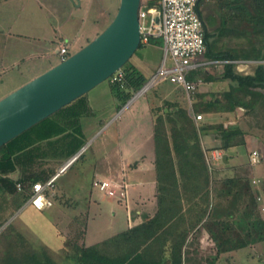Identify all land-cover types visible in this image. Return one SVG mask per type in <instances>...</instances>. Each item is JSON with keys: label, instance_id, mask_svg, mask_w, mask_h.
I'll return each mask as SVG.
<instances>
[{"label": "trees", "instance_id": "obj_1", "mask_svg": "<svg viewBox=\"0 0 264 264\" xmlns=\"http://www.w3.org/2000/svg\"><path fill=\"white\" fill-rule=\"evenodd\" d=\"M149 3L151 6L157 2ZM202 3L211 5L212 10L201 8ZM196 10L204 25L203 57L222 62L220 78L229 80V85L206 97L195 93V108L223 114L241 108L242 117L255 116L261 108L264 119V0H199ZM158 40L161 38L150 37L148 43ZM143 45L140 43L138 48ZM238 61L256 64L251 73L243 74L235 70ZM128 62L115 72L121 73L119 78L112 80L114 73L107 79L122 105L145 81ZM202 73L206 81L215 80L214 75ZM187 79L196 81L191 74ZM82 98L79 96L0 146V227L28 200L32 185L40 181V172L33 170L34 162L40 161L41 143L62 132L55 122L57 115L67 107L64 120H78ZM167 106L169 111L153 117L152 125L155 213L89 246L71 244L72 254L64 256L69 264H184L189 236L199 226L208 233L218 254L264 241V218L250 180L236 174L214 184L215 171L206 161L199 135V130L214 129L220 140L217 149L222 150L244 144L246 131L222 123L199 126L179 102H168ZM257 125L264 131V122ZM7 228L0 230V264H44L26 251L29 245L19 232Z\"/></svg>", "mask_w": 264, "mask_h": 264}, {"label": "rangeland", "instance_id": "obj_2", "mask_svg": "<svg viewBox=\"0 0 264 264\" xmlns=\"http://www.w3.org/2000/svg\"><path fill=\"white\" fill-rule=\"evenodd\" d=\"M143 1L145 0H141L140 5L142 9ZM148 1L157 2L158 0ZM118 6L119 0H0V99L29 81L31 77L34 78L50 66L59 63L61 59L56 50L62 43L69 49V54H72L93 40L111 22ZM202 7L209 12L212 10V6L206 3L204 5L202 3ZM163 54V40L161 39L138 48L128 64L138 69L146 84L157 74L162 64ZM255 64L252 61L247 63L238 61L235 70L243 74L251 73ZM166 67H171L169 57ZM207 70L209 74L215 76V79H219L223 65L210 64ZM202 71L201 68L191 69L189 75L203 79ZM203 82L197 81V89L213 88L214 92H220L219 88L226 90L229 85L227 79L215 85ZM195 100L194 95L190 102L181 86L171 82L167 76L156 80L145 92L125 106L127 101L122 105L113 93L108 80L101 82L83 94L81 103H79L82 113L78 120H73L71 123L64 120L67 107L59 112L55 122L62 127V132L41 143L40 161L39 163L34 162L33 170L40 172L38 175L41 183L53 181V189H47L45 192L47 198H50L53 192L55 195L51 197V200L61 199L62 196L68 205L73 203L82 208L86 206L89 194H92L93 198L101 202L100 206L108 209V214L112 208L116 210L117 216L110 221L104 216L101 218L96 212L97 214H92L95 219L88 221V227L85 219L70 221L66 226L67 228L68 225L70 226V233L64 237L63 242L61 236L57 237L53 233L46 234L47 229H42L43 226H40L42 225L41 214H46L48 211H37L27 204V200L10 214L0 230L4 228V225H8L7 229L15 228L14 230L19 231L27 244L31 246L29 253L36 255L42 261H45L43 253L39 252L43 246L42 243L43 241L51 242L49 245L54 249V253L46 254L53 257L55 261H59V258L62 260L64 256L72 254L71 244L76 242L79 244L82 238L86 243L92 244L124 229L125 201L112 200L107 196L100 200V197L104 196L103 193L92 185L93 172L101 167L103 152H108L116 162L118 145L121 144L124 157L131 158L133 164H138L139 158H149L151 141L148 135L147 138L137 137L131 145L129 139L135 124L132 125L128 134L123 135L119 131L121 120H149L147 106L151 107L152 119L159 113L164 115L169 111L168 102H179L180 107L188 110L190 114L191 112L201 114L202 119L196 122L199 126L207 123L216 127L219 123L223 124L226 120L232 119H228L221 112L200 111V108H195ZM159 107L160 110H157ZM259 109L255 116L250 115L244 118L242 109L234 110L235 114H240L239 116L244 119L239 120L238 126L246 131L245 142L232 152L231 166L224 165L223 160L211 161L210 165L215 171L214 184L219 185L223 178L238 174L250 180L252 189L261 186L259 181L253 178L264 175L263 145L260 162L255 165L249 163L250 152L260 146L257 141L264 144L263 128L257 125L260 121L261 124L264 122L262 109ZM209 129L199 130L202 147L208 153L210 147H206V136L211 135L212 137L216 134L214 129ZM214 144H217V141H214ZM127 149L130 152L129 155H127ZM226 153L229 155L228 152ZM47 176L48 179H46ZM148 176L153 177V172L147 173L145 177ZM50 215L56 218L54 214ZM67 231H65L66 234ZM189 237L184 252L185 264H264V244L218 254L214 243L202 227L199 226ZM32 248H35L34 252L31 251ZM60 263L69 264L70 262L64 257Z\"/></svg>", "mask_w": 264, "mask_h": 264}, {"label": "water", "instance_id": "obj_3", "mask_svg": "<svg viewBox=\"0 0 264 264\" xmlns=\"http://www.w3.org/2000/svg\"><path fill=\"white\" fill-rule=\"evenodd\" d=\"M140 3L119 0L113 19L93 40L0 99V146L110 78L131 58L140 45Z\"/></svg>", "mask_w": 264, "mask_h": 264}, {"label": "crops", "instance_id": "obj_4", "mask_svg": "<svg viewBox=\"0 0 264 264\" xmlns=\"http://www.w3.org/2000/svg\"><path fill=\"white\" fill-rule=\"evenodd\" d=\"M63 44V43H62ZM58 50V49H57ZM56 50V52H57ZM69 50V49H68ZM200 63H204L206 62V64H202V65H197V68H201L203 71L202 72H207V74H209V70H207V68L211 65H213L212 63H214L213 61H206L205 58H201ZM215 65H222V62L217 61V63H214ZM51 67V66H50ZM49 68V67H48ZM193 68V69H195ZM189 74V73H188ZM201 75H204L203 73ZM37 76V75H36ZM35 77V76H34ZM33 77H31L32 79ZM217 78V77H216ZM219 79H215V81L213 80H209L206 81L201 77H196V83L197 81H204L203 83L206 84H214L215 83H220L221 81H223L220 76L218 77ZM30 80V79H28ZM199 85V84H198ZM182 88V87H181ZM183 89V88H182ZM221 90H225L224 88H219ZM215 90L212 89H197L194 93L191 94V98L193 96V94H204L203 96L206 97L205 95H209L210 93H213ZM219 91V90H216ZM187 94V93H186ZM206 99V98H205ZM190 106H192V103H190ZM150 108L147 106V111L149 112L148 115V119L149 120H121L120 124H119V131L122 132V134L124 135L125 133L128 134L130 133L129 131L131 130V127L133 124H135L132 133L130 134V139L129 142L131 143V145H133L134 140L139 137V136H144L147 138V135L151 141V153L149 155V158H144L140 159L139 158V163L138 164H133L131 162V158L126 159V157H124L123 155V148L121 146V144L118 145V159L116 162L113 161V157L109 156V153L106 152L102 154L101 156V167L96 168L93 172V178L92 179H111V180H116V181H121V180H125L126 183L128 184V197L126 202L122 201L125 203L126 205V221L123 222L124 223V229H120L116 232H114L112 235L125 231L126 229L130 228L131 226L141 223L142 221H144L145 219L151 217L155 211H156V198H155V176H154V164H153V142H152V125H153V119L152 116L150 115ZM237 110V109H236ZM239 110H241V108H239ZM243 110V109H242ZM243 114V113H242ZM224 115H226L229 118H232L230 120H226L223 123L224 127L227 126H236L240 124L239 120H244L241 116H239L240 114L235 112H231V113H225ZM236 118V119H235ZM235 119V120H234ZM195 121V120H194ZM214 141H217V144H214ZM204 142V141H203ZM258 142V147L252 149V150H258L261 154V156L263 155L262 153V149L261 146L264 144L261 141H257ZM206 143L207 146L206 147H210V150L213 149H217V147L220 145V140L218 139L217 135L214 134L209 136H206ZM211 146H209V144ZM240 145H233L230 147H227L225 149H217L220 150L222 152V154H225V152H228L229 155L226 153V158H228V160L226 159V161H223L224 165H232V152L235 151V148H237ZM126 149V146H125ZM127 155L130 154V152L128 151V149L126 150ZM251 153V152H250ZM219 162V161H217ZM116 163V164H115ZM116 165V166H115ZM118 166V169H117ZM153 172V177L150 178V176H148L147 178L145 177L147 173H151ZM253 179H257L259 181V183L261 184L260 187L256 186L255 188H253V190L256 193V199H257V206L260 209V212L262 214V217L264 218V175L253 178ZM40 182V181H38ZM251 184V183H250ZM252 185V184H251ZM55 193H51L50 198H47L48 201L50 202V204L46 205L43 209H36L39 212H43V211H48V213L46 214H41V219L40 221L42 222V225H40L42 227V229H47L46 234H54L57 237H62V240L64 242V237L68 236V234L70 233V226L68 225V228L66 227L67 224L70 221H75V220H80V219H85L87 221V227H88V221L91 219H95V216L93 217L92 214H97L96 212L99 213L100 217L102 218L103 216L105 218H108V220L113 221V217L117 216L116 210H110V214H108V209H106V207L104 206H100L101 202H98V200H96L95 198L92 197V194H89V196L87 197V204L85 207L80 208L78 205H74L73 203L68 205L67 202H65L64 198L61 196L58 200H51V197H54ZM104 195V194H103ZM106 197V195L101 196L100 200ZM107 198L109 199H115V198H110L107 196ZM117 200V199H116ZM120 201V200H117ZM30 205V204H29ZM49 211H51L52 214H54L56 216V218L54 216H51L49 213ZM95 212V213H94ZM7 224V223H6ZM6 225H4L3 227H5ZM26 226V225H25ZM15 229V228H14ZM68 229V231H67ZM44 231V230H43ZM65 231H67L68 233L66 234ZM19 232V231H18ZM110 235V236H112ZM83 237L85 236V233L82 235ZM87 236V234H86ZM108 236V237H110ZM86 238V237H85ZM107 238V237H106ZM105 239V238H104ZM103 240V239H102ZM80 241V240H79ZM101 241V240H99ZM97 241V242H99ZM44 243H42V248L41 251L43 253V257L45 261H42L44 264L47 262L53 263H60L62 260L59 261H55L53 259V257H49L47 254L49 252L54 253V249L50 248L51 246L49 245V241H43ZM78 243V242H76ZM84 244L85 246H89L91 245V243H86L84 238H82V241L79 242V244ZM96 243V242H94ZM92 243V244H94ZM257 244H264L263 242L260 243H256L253 245H257ZM31 246L28 247V249L26 250L27 252L30 251ZM59 249V248H58ZM35 251V248H32L31 251ZM33 251V252H34ZM56 251V250H55ZM73 252V249H72ZM45 253V254H44ZM47 253V254H46ZM184 264H185V260H184Z\"/></svg>", "mask_w": 264, "mask_h": 264}, {"label": "built area", "instance_id": "obj_5", "mask_svg": "<svg viewBox=\"0 0 264 264\" xmlns=\"http://www.w3.org/2000/svg\"><path fill=\"white\" fill-rule=\"evenodd\" d=\"M198 1L158 0L155 5L151 6L148 0L143 1V9L139 8L140 43L147 44L150 37L161 38L164 54L157 74L143 86L137 96L145 92L156 80L169 76L171 82L183 88L191 102V94L196 91L197 83L188 80L187 75L198 64H206V62L200 63L201 61H198L203 58L206 50L204 25L196 10ZM57 53L61 60L65 59L68 54L67 46L61 44ZM168 57L171 63L169 68L166 67ZM262 63L264 64V61ZM120 76L121 73H115L112 80ZM191 116L195 122L202 119V115L198 113L191 112ZM204 153L209 166H211V161L222 160L223 154L220 150L213 149L209 153L207 151H204ZM249 159L251 165L259 163L261 160L260 152L252 150ZM92 185L108 197L125 202L127 200L128 184L124 179L121 181L95 179ZM17 187L20 188V185L17 184ZM53 187L52 180L45 184L41 182L34 183L27 204L36 209H43L50 204L45 192L47 189H53Z\"/></svg>", "mask_w": 264, "mask_h": 264}]
</instances>
